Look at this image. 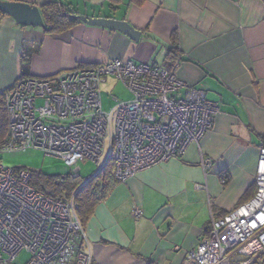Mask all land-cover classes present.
I'll list each match as a JSON object with an SVG mask.
<instances>
[{
  "label": "crops",
  "instance_id": "obj_1",
  "mask_svg": "<svg viewBox=\"0 0 264 264\" xmlns=\"http://www.w3.org/2000/svg\"><path fill=\"white\" fill-rule=\"evenodd\" d=\"M2 1L36 5L41 13L57 2L77 16L127 22L141 38L81 21L50 32L0 12V93L23 76L50 78L120 59L172 66L183 84L180 98L201 90L219 108L213 129L182 157L125 181L114 176L84 222L93 264H195L187 256L212 218L256 191L264 136V0ZM173 46L175 56L169 55ZM202 159L212 166L205 169Z\"/></svg>",
  "mask_w": 264,
  "mask_h": 264
},
{
  "label": "built area",
  "instance_id": "obj_2",
  "mask_svg": "<svg viewBox=\"0 0 264 264\" xmlns=\"http://www.w3.org/2000/svg\"><path fill=\"white\" fill-rule=\"evenodd\" d=\"M109 78L132 94L111 113L102 107V86ZM182 86L171 67L120 59L50 78H21L5 95L8 129L0 154L33 149L69 167L93 161L98 171L112 159L115 178L125 181L182 157L213 129L219 108L201 90L180 98ZM259 151L254 196L212 218L188 254L190 262L264 264V136ZM201 164L208 169L212 161ZM79 172L77 167L74 175ZM30 179L29 171L0 163V264H17L23 251L30 254L26 264H93L74 194L53 198ZM227 182L221 175V183ZM133 215L142 212L135 209Z\"/></svg>",
  "mask_w": 264,
  "mask_h": 264
},
{
  "label": "trees",
  "instance_id": "obj_3",
  "mask_svg": "<svg viewBox=\"0 0 264 264\" xmlns=\"http://www.w3.org/2000/svg\"><path fill=\"white\" fill-rule=\"evenodd\" d=\"M42 14H44L43 18L46 30L50 32H61L80 22L74 18L76 16L74 12H70L67 7L57 2H50L45 5ZM177 49L175 46L171 47L169 55L175 56ZM8 91L0 93V144L3 142L8 129V114L5 99ZM114 168L115 164L113 160L109 159L105 166L94 176L84 180H80L79 175L55 179L29 172L31 174V184L37 190L53 198H65L74 194L75 202L78 205V217L84 225V222L92 215L95 206L106 198L110 187H112L114 183Z\"/></svg>",
  "mask_w": 264,
  "mask_h": 264
},
{
  "label": "rangeland",
  "instance_id": "obj_4",
  "mask_svg": "<svg viewBox=\"0 0 264 264\" xmlns=\"http://www.w3.org/2000/svg\"><path fill=\"white\" fill-rule=\"evenodd\" d=\"M131 99L132 94L130 91L123 85V83L114 78H109L102 86V107L104 112L111 113L119 103L129 102ZM42 104V101H38V106ZM112 117L114 124L115 113H113ZM0 163L8 168L23 169L40 174L46 178L55 179H62L71 176L75 177L74 171L77 167L80 168V180L89 179L98 171V165L93 161H81L77 166L69 167L62 159L46 155L41 151L33 149L23 152L0 154ZM29 260L30 254L23 251L17 258V264H26Z\"/></svg>",
  "mask_w": 264,
  "mask_h": 264
},
{
  "label": "water",
  "instance_id": "obj_5",
  "mask_svg": "<svg viewBox=\"0 0 264 264\" xmlns=\"http://www.w3.org/2000/svg\"><path fill=\"white\" fill-rule=\"evenodd\" d=\"M0 12L12 17L18 25L46 29L41 10L36 5L0 0ZM74 18L90 26L119 31L135 41H139L141 38V31L124 21L109 18H88L79 15Z\"/></svg>",
  "mask_w": 264,
  "mask_h": 264
},
{
  "label": "bare ground",
  "instance_id": "obj_6",
  "mask_svg": "<svg viewBox=\"0 0 264 264\" xmlns=\"http://www.w3.org/2000/svg\"><path fill=\"white\" fill-rule=\"evenodd\" d=\"M113 61V60H112Z\"/></svg>",
  "mask_w": 264,
  "mask_h": 264
}]
</instances>
